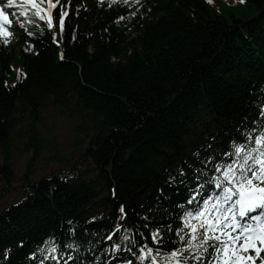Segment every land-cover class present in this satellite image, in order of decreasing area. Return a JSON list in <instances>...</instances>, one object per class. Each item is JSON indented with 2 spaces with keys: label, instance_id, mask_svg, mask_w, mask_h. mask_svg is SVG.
I'll return each mask as SVG.
<instances>
[{
  "label": "trees",
  "instance_id": "16d2710c",
  "mask_svg": "<svg viewBox=\"0 0 264 264\" xmlns=\"http://www.w3.org/2000/svg\"><path fill=\"white\" fill-rule=\"evenodd\" d=\"M73 1L59 45L41 20L24 25L16 44H0V198L14 189L15 142L25 139L18 154H34L24 198L0 215V264H39L49 238L83 244L74 264L103 263L106 246L123 243L114 227L137 239L149 227L175 229V204L188 195L179 180L195 183L196 168H211L197 158L264 127V0ZM51 105L79 118L84 154L102 172L76 166L32 185L45 140L30 125ZM16 116L25 134H16ZM87 185L107 191V213Z\"/></svg>",
  "mask_w": 264,
  "mask_h": 264
},
{
  "label": "snow or ice",
  "instance_id": "6c2138e0",
  "mask_svg": "<svg viewBox=\"0 0 264 264\" xmlns=\"http://www.w3.org/2000/svg\"><path fill=\"white\" fill-rule=\"evenodd\" d=\"M58 4L59 0L0 3L3 43L7 44V37L13 34L10 26L16 16L23 18L21 23L41 20L46 21L48 28L54 27L52 10ZM63 8L61 4V30L67 15ZM260 115L264 116V112ZM214 157L217 159L211 168L195 169V183H188L186 178L179 180L188 192L186 198L175 204L180 226L173 229L170 223L156 227L145 225L149 227L148 236L140 232V239L130 227L121 237L123 243L106 246L109 259H115L117 264H133L134 260L136 264H257L259 258V264H264V127L245 129L240 138L230 141L228 149L209 154L203 164L208 165ZM179 173L181 177L186 175L183 168ZM169 182L175 184L177 177L170 176ZM160 192L163 194V189ZM120 211L123 213V205ZM173 232L174 236L166 238V233ZM105 239L111 240L112 236L107 235ZM169 242L175 247H165ZM82 247L77 240L61 247L49 238L39 248L44 254L39 264H46V260H52L53 264H74L73 252L78 253ZM120 252H127L129 256L118 258L116 254ZM30 255L36 257L35 252Z\"/></svg>",
  "mask_w": 264,
  "mask_h": 264
},
{
  "label": "rangeland",
  "instance_id": "374dc122",
  "mask_svg": "<svg viewBox=\"0 0 264 264\" xmlns=\"http://www.w3.org/2000/svg\"><path fill=\"white\" fill-rule=\"evenodd\" d=\"M68 111L64 107L49 106L42 115L40 129L46 141L44 149L37 160L31 180L38 182L43 178H48L59 170L70 169L76 162L81 151L84 150L86 140L80 135L76 128L75 120L68 118ZM79 141L81 143H79ZM83 142V143H82ZM23 149L22 145H19ZM79 154V155H78ZM32 160V154L14 155L13 173L14 190L6 197L0 199V213L18 201L22 195L24 181L23 178L28 170V165ZM83 169L92 167L90 163L80 165ZM3 184L0 181V191Z\"/></svg>",
  "mask_w": 264,
  "mask_h": 264
},
{
  "label": "bare ground",
  "instance_id": "6f19581e",
  "mask_svg": "<svg viewBox=\"0 0 264 264\" xmlns=\"http://www.w3.org/2000/svg\"><path fill=\"white\" fill-rule=\"evenodd\" d=\"M103 2H107V0H102ZM114 1H116V2H118V3H124V0H114ZM131 2H132V0H128V5H130L131 4ZM110 3H113V2H110ZM62 5H63V3H61ZM64 6V5H63ZM132 13H136V11L135 10H130ZM138 14H141V10H139L138 11ZM10 28H12V29H14V27L13 26H10ZM239 48V47H238ZM20 73H23L22 72V70L20 71V70H17V74H15V80H17L18 78H19V76H20ZM22 75H24V74H21V76ZM15 80H11V81H7V84L10 86L11 84H13L14 83V81ZM11 86H15V84H13V85H11ZM54 106H56V107H62V106H60V105H54ZM72 107V106H71ZM73 109H74V107H72ZM42 115H43V113H42ZM42 115L40 116V119L37 121V123L36 122H34L33 121V123H32V125H30V126H34V127H36V129H37V131L39 132V134H40V136L42 137V138H44V135H43V133H42V131H41V129H40V122H41V120H42ZM68 116V118L70 119V120H75L76 121V123H77V128H76V130H77V132H78V129H79V123H80V120H79V118H73V117H71V115H70V113L67 115ZM16 119L18 120V126L16 127V129H15V131H17L16 132V134H18L19 133V131L21 132V133H26V130H29L30 129V127H26V126H24L20 121H19V117L18 116H16ZM25 122L28 124L29 123V120H25ZM79 133V132H78ZM80 134V133H79ZM80 135H82V136H84V137H86V135L85 134H83V133H81ZM230 136V135H229ZM221 139H223V136H221ZM27 140V139H26ZM44 140H45V138H44ZM25 141V139H21L20 138V140H17L16 142H15V145H14V150H13V152L15 153V154H18V152L20 151V150H23L24 149V146H23V142ZM79 143H81L80 141H79ZM218 143V142H217ZM45 144V147H44V149H46V141L45 142H43V145ZM19 145H22L23 146V149H20L19 148ZM84 148V147H83ZM43 149V150H44ZM42 150V151H43ZM42 153V152H41ZM26 154H32V157L34 156V154H33V152L32 151H30V152H23L22 154H19V155H26ZM41 155V154H40ZM79 155V154H78ZM208 156H205V157H199V158H197V160L198 161H202V163H203V161L207 158ZM78 158L79 159H77L76 160V162H80V161H82V160H86V162H88V163H90V164H92L94 167H98L97 169L99 170V172L101 171L102 172V170H100V168L99 167H101V166H99L98 164H97V162H95V160H93V159H91V158H88L85 154H84V150L83 151H81V155H79L78 156ZM33 159V158H32ZM215 163V161H214V159L208 164V166H210V167H212V164H214ZM76 165V164H75ZM77 166V165H76ZM92 175V174H91ZM100 188H91V187H89L88 185L87 186H84V188L86 189V190H89V191H91V193L93 194V196H97V198H94L93 197V201H99V202H101V209H103L104 210V212H106L107 213V211L109 210V206H107V205H109V204H111L112 202H111V198H109L108 196H107V198H108V201H107V198L106 197H104L103 199H105V201H107V202H105V204H103L102 203V198H100V193H103V195H107V191H105V189L104 188H102L101 186H99ZM112 192V200H115L114 199V197L113 196H115V191H111ZM126 216H123V217H120L117 213H116V219L117 220H119L120 222L119 223H124V224H126V222L128 221V219H126L125 218ZM110 222L111 221H109L108 223L110 224ZM177 225L176 226H180L181 225V221H180V219L179 220H177L176 222H175ZM112 226V225H111ZM114 230H116V231H118L119 232V234L121 235V236H123V234L128 230V229H125V230H119L118 228H116V227H114ZM113 234H115V232H113ZM58 245H59V241L60 240H54ZM62 241H64V240H62ZM64 250H67L66 248L64 249ZM65 252H67V251H65ZM116 256L118 257V258H124V257H126V256H122L121 254H116ZM114 260L115 259H112V262H110V263H101V264H112L113 262H114ZM34 261V259H32V262ZM50 262H52L53 263V261L51 260ZM136 262H135V260L133 261V264H135Z\"/></svg>",
  "mask_w": 264,
  "mask_h": 264
}]
</instances>
